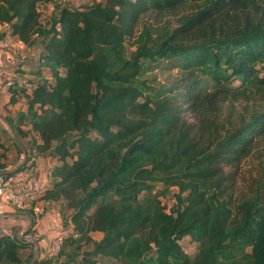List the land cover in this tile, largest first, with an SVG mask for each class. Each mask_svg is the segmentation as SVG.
<instances>
[{
  "label": "trees",
  "instance_id": "trees-1",
  "mask_svg": "<svg viewBox=\"0 0 264 264\" xmlns=\"http://www.w3.org/2000/svg\"><path fill=\"white\" fill-rule=\"evenodd\" d=\"M0 24L37 49L0 174L51 160L39 199L68 228L33 262L0 235V264H264V0H0Z\"/></svg>",
  "mask_w": 264,
  "mask_h": 264
},
{
  "label": "crops",
  "instance_id": "crops-1",
  "mask_svg": "<svg viewBox=\"0 0 264 264\" xmlns=\"http://www.w3.org/2000/svg\"><path fill=\"white\" fill-rule=\"evenodd\" d=\"M2 40L3 36L0 35V63L8 73L15 77L17 83L29 79L28 71L35 66L37 61V49L28 50L27 58L21 61L13 52L2 47ZM4 83L5 78H0V131L7 129V125L2 118H5V116L13 117L17 112H24L26 109L25 101L21 97L14 104L9 105L10 92ZM10 153H6L7 170L13 171L21 164L23 155L22 152L19 157L15 152ZM51 165V160L37 158L34 164L26 169L21 185L27 189L45 190L49 186L47 170ZM44 204L38 197L31 203L30 208L26 209L35 216L34 221L31 223L30 217L18 214L15 208L0 199V235L4 234V231H8L11 235L16 234L18 237L31 227L33 250L36 251L39 258H47L46 253L53 238L68 229L61 226L58 208L54 205ZM37 206L43 208V214L34 215L32 208ZM96 237L98 236L96 235Z\"/></svg>",
  "mask_w": 264,
  "mask_h": 264
},
{
  "label": "built area",
  "instance_id": "built-area-1",
  "mask_svg": "<svg viewBox=\"0 0 264 264\" xmlns=\"http://www.w3.org/2000/svg\"><path fill=\"white\" fill-rule=\"evenodd\" d=\"M52 1L55 2L60 0ZM0 31L5 32L2 40V47L13 52L19 60H25L28 52L27 46L23 42L18 40L15 36L11 35L10 30L6 24H0ZM0 78H5L4 85L6 86V88L11 86L13 84V81L15 80V77L8 73L1 63ZM24 85L27 88L29 87L28 84ZM32 162L33 159H30L27 163V166L32 164ZM25 174L26 169L23 171H19L16 174L0 175V199L18 210H26L27 208H30L31 203L35 199H37L43 192L42 190L37 191L34 189H27L23 187V185H21V181L24 179ZM44 203L47 204L46 202ZM32 210L34 215H41L44 212L41 206L34 207L32 208ZM3 233L12 236L8 231H4ZM64 236H66V232H62L61 234L53 238L46 253L47 258L53 259L58 255ZM21 238L24 242L32 241L31 233H23Z\"/></svg>",
  "mask_w": 264,
  "mask_h": 264
},
{
  "label": "rangeland",
  "instance_id": "rangeland-1",
  "mask_svg": "<svg viewBox=\"0 0 264 264\" xmlns=\"http://www.w3.org/2000/svg\"><path fill=\"white\" fill-rule=\"evenodd\" d=\"M67 2V4H69L70 6L72 7H78L81 3L87 1V0H65ZM27 58V57H26ZM165 78H167V75H158V80L160 81H163ZM0 136H2V138L4 139H7L8 138V135L3 132V131H0ZM11 153L12 154L13 152H15L14 148H11ZM264 158V157H263ZM255 158H249V159H246L241 167H240V173L241 175L240 176H244V174L247 173V171H249L252 166H254L255 162L252 163V161L254 160ZM240 183V184H239ZM238 183V188L236 190V192H239L241 191V188H242V185H241V181H239ZM173 192H175V189H172L171 190V193L169 195H167L165 198H162V203L166 206H170L173 204ZM97 238V237H96ZM180 245L183 249V251L186 253V254H193L194 250H195V244L192 243L189 238L185 237L183 238L181 241H180Z\"/></svg>",
  "mask_w": 264,
  "mask_h": 264
},
{
  "label": "water",
  "instance_id": "water-1",
  "mask_svg": "<svg viewBox=\"0 0 264 264\" xmlns=\"http://www.w3.org/2000/svg\"><path fill=\"white\" fill-rule=\"evenodd\" d=\"M2 119L5 121V118H2ZM9 128H10V127H9ZM10 131H11V134L13 135V138L15 139V141H16L17 144H18V146L20 147V150H21V152H22L23 158H25V155H26L25 150L21 147L19 141L17 140V138H16V136H15V134H14V131H13L11 128H10ZM22 164H24V160L21 162V165H22ZM17 169H18V167H17L16 169H14L13 171L9 172V173H14ZM0 175H1V174H0ZM21 236H22V234H20V235L17 237V240H20V239H21ZM32 245H33V244H32ZM36 254H37L36 251H34L33 258H32V262H33V260L35 259Z\"/></svg>",
  "mask_w": 264,
  "mask_h": 264
}]
</instances>
